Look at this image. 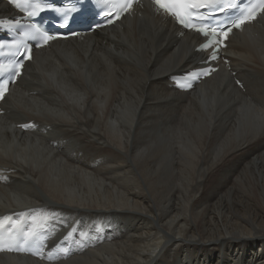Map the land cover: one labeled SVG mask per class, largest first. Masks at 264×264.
<instances>
[{
    "label": "bare ground",
    "instance_id": "6f19581e",
    "mask_svg": "<svg viewBox=\"0 0 264 264\" xmlns=\"http://www.w3.org/2000/svg\"><path fill=\"white\" fill-rule=\"evenodd\" d=\"M249 35L227 51L242 86L190 93L169 77L207 57L159 15L54 43L4 102L0 221L65 236L53 264H264V23Z\"/></svg>",
    "mask_w": 264,
    "mask_h": 264
},
{
    "label": "snow or ice",
    "instance_id": "6c2138e0",
    "mask_svg": "<svg viewBox=\"0 0 264 264\" xmlns=\"http://www.w3.org/2000/svg\"><path fill=\"white\" fill-rule=\"evenodd\" d=\"M155 2L157 4H159L160 7L166 8L169 11H171L173 8H177V9H181L182 10L185 7V5L182 3V0H173V3L171 5L163 4V3H161V0H155ZM123 3L125 5L123 10L126 11L128 8L131 7L132 0H123ZM41 10H43V9H41ZM259 10L260 11H264V0H260ZM220 11H223V9H220ZM175 14L179 17L180 16V11H177ZM255 17H256V9H252L249 12L248 16L236 20L232 27L240 28L241 25L244 24L247 20L255 19ZM117 18H119V17L117 16ZM58 26L63 28V27H66L67 25L66 24H59ZM186 26L187 27H191L190 24H188ZM232 27H227L226 29L219 30V35H220L221 40H226L227 39L229 33L232 31ZM197 31H204V29H197ZM211 31H212L213 35H216L218 33V29L217 28H212ZM36 32L39 33V29L38 28L36 29ZM204 34L207 35V32H205ZM74 35H75V33H74ZM56 38L57 37L54 36V35H49V34L45 35L44 36V43L47 44L50 40H53V39H56ZM37 46H39V45H37ZM205 47H207V45H205ZM20 54L24 56V60H29L31 58V49L29 48L27 53L21 52ZM215 57H216V53L214 52L210 59H213ZM22 67H23V62H19L16 65V76H19L21 74L20 69ZM213 70L214 69L202 70V71L204 72L205 75H208V74H210V71H213ZM7 89H8V82L7 81H4L2 84H0V99L4 98V95L7 92ZM22 127H26V126H22Z\"/></svg>",
    "mask_w": 264,
    "mask_h": 264
}]
</instances>
